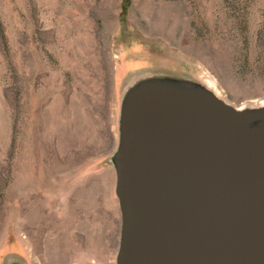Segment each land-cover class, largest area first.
I'll list each match as a JSON object with an SVG mask.
<instances>
[{"label":"rangeland","instance_id":"1","mask_svg":"<svg viewBox=\"0 0 264 264\" xmlns=\"http://www.w3.org/2000/svg\"><path fill=\"white\" fill-rule=\"evenodd\" d=\"M160 79L263 108L264 0H0V264H116L122 109Z\"/></svg>","mask_w":264,"mask_h":264},{"label":"water","instance_id":"2","mask_svg":"<svg viewBox=\"0 0 264 264\" xmlns=\"http://www.w3.org/2000/svg\"><path fill=\"white\" fill-rule=\"evenodd\" d=\"M145 86L121 114L116 264H264V107Z\"/></svg>","mask_w":264,"mask_h":264},{"label":"bare ground","instance_id":"3","mask_svg":"<svg viewBox=\"0 0 264 264\" xmlns=\"http://www.w3.org/2000/svg\"><path fill=\"white\" fill-rule=\"evenodd\" d=\"M208 82H209V84H210L211 86L214 87V89L216 90V94H217L218 96H220L219 89L217 88V87H218V86H217V83H216L213 79H211V78H210V81L208 80ZM261 103H264V101L261 102ZM261 103H255V104H252V105H258V104H261ZM239 107H244V106H239ZM249 107H250V106H249Z\"/></svg>","mask_w":264,"mask_h":264}]
</instances>
